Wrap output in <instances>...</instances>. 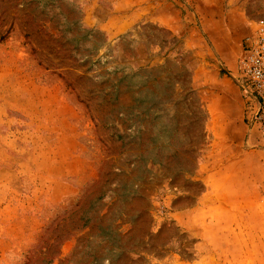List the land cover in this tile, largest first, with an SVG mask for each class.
Instances as JSON below:
<instances>
[{
	"label": "rangeland",
	"instance_id": "374dc122",
	"mask_svg": "<svg viewBox=\"0 0 264 264\" xmlns=\"http://www.w3.org/2000/svg\"><path fill=\"white\" fill-rule=\"evenodd\" d=\"M261 17L264 0H0V264H264L238 67Z\"/></svg>",
	"mask_w": 264,
	"mask_h": 264
},
{
	"label": "built area",
	"instance_id": "2783aa9c",
	"mask_svg": "<svg viewBox=\"0 0 264 264\" xmlns=\"http://www.w3.org/2000/svg\"><path fill=\"white\" fill-rule=\"evenodd\" d=\"M238 67L248 125L264 140V18H257L244 37Z\"/></svg>",
	"mask_w": 264,
	"mask_h": 264
},
{
	"label": "crops",
	"instance_id": "0c3cea01",
	"mask_svg": "<svg viewBox=\"0 0 264 264\" xmlns=\"http://www.w3.org/2000/svg\"><path fill=\"white\" fill-rule=\"evenodd\" d=\"M241 100L239 99L238 100V104L239 105H241ZM223 115L225 116V112H223ZM241 117V116H240ZM239 121H243L242 120V118L239 120ZM228 122L227 121H223V123H222V126L225 128V127H227L228 126ZM239 127H240V129H239V132H240V134H239V136L241 137L242 136V132L244 131V129H245V125H244V122H239ZM228 132H230V131H228ZM226 135H227V133H226ZM229 136H230V134H229ZM244 137V135L242 136V138ZM256 152V153H255ZM253 154H254V156H261V151H255ZM250 155L251 154H248V157H250Z\"/></svg>",
	"mask_w": 264,
	"mask_h": 264
},
{
	"label": "trees",
	"instance_id": "16d2710c",
	"mask_svg": "<svg viewBox=\"0 0 264 264\" xmlns=\"http://www.w3.org/2000/svg\"><path fill=\"white\" fill-rule=\"evenodd\" d=\"M10 30H11V27L8 28V29H6L4 32H0V43L3 42V41L7 38V36H8V34H9ZM27 36H28V34H24V37H27ZM32 51H33V49H32ZM125 77H126V76L123 75L122 78H121L120 80H123V78H125ZM47 263H48V261H47Z\"/></svg>",
	"mask_w": 264,
	"mask_h": 264
}]
</instances>
